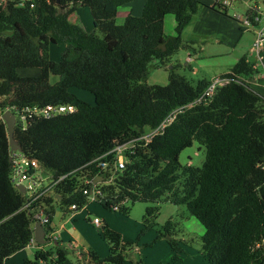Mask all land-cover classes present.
Segmentation results:
<instances>
[{
  "label": "trees",
  "instance_id": "1",
  "mask_svg": "<svg viewBox=\"0 0 264 264\" xmlns=\"http://www.w3.org/2000/svg\"><path fill=\"white\" fill-rule=\"evenodd\" d=\"M134 1L4 0L0 7V264L32 242L34 225L31 214L20 210L23 196L11 182L4 111L60 105L76 109L24 124L18 121L14 130L21 155L36 160L54 178L65 176L53 195L43 199L51 223L57 207L72 214L86 206L85 181L102 174L91 161L156 127L172 110L198 98L211 82L192 85L173 71L166 85L145 81L150 68L168 66L187 46L181 34L205 6L202 0H143L140 16L128 14L117 25L118 10ZM218 2L214 0L212 8L220 6ZM78 7L90 10L101 38L69 21ZM167 15L175 22L171 37L164 34ZM58 45L64 49L53 61L49 49ZM255 63L241 57L222 75L230 82L218 87L209 103L178 114L160 136L129 157L111 184L101 183L103 207L127 215L130 205L150 204L142 235L153 227L159 213L155 205L166 196L203 226L201 249L207 264H264V91L244 81L259 73L261 65L256 68ZM32 68L40 74L17 73ZM52 76L55 83L50 82ZM72 88L89 92L93 104ZM194 142L205 148L204 162L201 168L182 167L179 156ZM99 228L109 245L107 256L89 251L87 261L77 264H125L133 243L124 242L105 222ZM173 228L168 220L156 240L166 238L173 252L170 263L181 264L184 250L173 238ZM66 253L58 245L40 248L33 260L21 264H65Z\"/></svg>",
  "mask_w": 264,
  "mask_h": 264
},
{
  "label": "rangeland",
  "instance_id": "2",
  "mask_svg": "<svg viewBox=\"0 0 264 264\" xmlns=\"http://www.w3.org/2000/svg\"><path fill=\"white\" fill-rule=\"evenodd\" d=\"M202 2L205 6L199 7L198 12L192 17L190 23L184 28L181 34V39L187 46L181 48L170 58L168 66L150 68L145 80L148 85H166L169 71H173L175 74L184 77L192 85H196L201 80L211 81L229 72L235 63L243 56L247 58V61L251 63L255 62L254 56L251 55L249 51L253 40V32L242 31L233 20V16L235 14H244L245 11L255 5L263 9L262 0H238L228 6L227 9H223L218 5L212 8L214 0H202ZM3 3L4 0H0V7L3 6ZM143 4V0H135L131 4L122 6L118 10L115 23L121 25L127 14L140 16ZM69 21L79 25L87 32H94L98 37H102L101 32L93 28L91 13L86 7H78L69 17ZM174 27V17L172 15H167L164 18V34L166 37L175 35ZM63 49V45L51 46L49 49V58L53 61H58L59 55ZM188 57L190 58L188 59ZM32 70L33 69H20L18 73L20 76H32ZM25 71L28 75L25 74ZM258 72L259 74L263 72L261 66H258ZM53 78V76L50 77V80H53ZM256 88L261 92L264 91V85L262 83H259ZM71 92L82 100L93 104L94 99L89 92L75 88H72ZM204 159L205 148L194 142L191 147L185 149L180 154L179 163L182 167L192 166L201 168ZM148 206H150V204L137 202L132 206L130 205L129 213L124 215L119 211L113 212L103 207L100 201H88L86 209L83 207L72 213L78 214L80 216L79 220L82 219L81 224H83V230L77 228L78 231L76 230L75 233L80 238L82 245H80L79 248H73L72 246L65 248L67 250L65 264H77L75 254L78 250H81L82 247H86L88 250L92 251L93 236L104 244L107 251L109 250L108 243L98 235L99 232L97 233V231H101L102 228H96L91 223L94 218H98L101 224L104 225L105 217L101 216L102 213L109 214V219L114 215L113 223L119 228L124 227V222L122 220H129L133 228L137 229L138 225L140 226V230L133 232L129 237L130 239L125 237L126 239L124 242L133 243L126 251L125 264H137L141 261L147 264L148 250H145V248L151 247V244H145L142 241L152 236L153 233L158 235L159 231H162V226L168 220L172 221L174 224L173 230L176 231L173 238L179 240L181 244L180 247L184 250L183 253L179 254L184 264H207V260L203 257L201 249V239L204 234L203 226L199 221L189 215L186 207L174 206L166 196L161 198L155 205L159 208V213L154 219L153 227L140 235V232L144 230L145 225L143 223V217L145 215V209ZM70 216V213L65 214L58 210L57 207L52 217L51 224L54 229L56 228L59 230L60 225L68 221ZM75 223L76 222L73 221L70 226L76 225ZM74 228L76 229L75 226ZM126 233H128L127 230ZM164 240L166 244V238ZM53 244L54 243L51 244L47 242L39 247L36 242H32L26 248L6 259L4 264H21L25 260L31 261L34 259L35 252L38 249L42 248L43 250H49ZM15 256H19V259H15Z\"/></svg>",
  "mask_w": 264,
  "mask_h": 264
},
{
  "label": "built area",
  "instance_id": "3",
  "mask_svg": "<svg viewBox=\"0 0 264 264\" xmlns=\"http://www.w3.org/2000/svg\"><path fill=\"white\" fill-rule=\"evenodd\" d=\"M216 1H221L218 2L219 5L223 9H227L228 6L238 0ZM262 3L263 9L255 5L245 11L244 14H235L233 16V20L238 24L239 28L243 31L253 32V40L249 51L255 58L256 63L254 66L257 68L258 65H261L263 69L261 74L257 73L252 79L249 78L244 80L248 86H256L261 82H263L264 85V0H262ZM229 82L230 79L222 75L214 78L198 98L184 106L172 110L156 127L144 129L138 136L124 143L116 144L107 153L91 161L90 164L95 163L96 168L102 172V174L95 175L91 179L85 181V185L88 186V188H84L82 193L87 196V202L95 200V198H98L99 201L106 200L100 187L101 183L106 182L107 184H111L117 177V174L125 168V165L129 161V157L135 154L137 149L148 146L156 137L160 136L164 130L174 122L178 114L196 105L209 103L214 97L217 88ZM7 110L10 111L9 109ZM75 111L76 109L72 105L31 106L24 107L14 114L17 122L20 121L24 124L25 121L30 118H52L61 114H71ZM10 156L12 163L11 182L15 190L23 196V205L20 210L31 214L34 224L39 221L46 232V238L52 240L50 217L46 213L50 208L43 202V199L53 195L55 186L63 180L65 176L54 178V176L50 172L44 170L36 160L26 158L19 152H13ZM18 187L23 188V193L19 192ZM69 208L73 210L75 206L72 205ZM116 209L117 207L114 208V210ZM92 223L98 227L101 225V221L98 218H94ZM47 227L50 230H46ZM33 241L32 239V242Z\"/></svg>",
  "mask_w": 264,
  "mask_h": 264
},
{
  "label": "crops",
  "instance_id": "4",
  "mask_svg": "<svg viewBox=\"0 0 264 264\" xmlns=\"http://www.w3.org/2000/svg\"><path fill=\"white\" fill-rule=\"evenodd\" d=\"M128 15V14H127ZM71 16V15H70ZM69 16V17H70ZM117 17V16H116ZM126 17V16H125ZM124 17V18H125ZM32 76H38L40 74V70L36 69V68H32ZM19 72V70L17 71V73ZM25 74L28 75V73ZM19 75V73H18ZM57 81V78L54 77L53 80H50L51 83H55ZM87 207L85 206L84 209H86ZM102 217H105V223L107 224V226L116 231L117 233H121V237L123 240H125L127 238H129L131 236V234H133V232H137L138 230H140V226L138 225V228H133L131 225V222L129 220H122L124 222V227L119 228L117 225H115L113 223V219H114V215L111 216V219H109V214L107 213H102L101 214ZM80 216L78 214H71V216L68 218V221H66L65 223L61 224L59 227V230L54 229L53 225L51 224V228H52V240H51V244L56 242V245L53 244V246H59L62 248H66V247H73V248H79L80 245H82V242L80 240V238L75 234L76 230L78 231L77 228H81V230H83V224H81V220H79ZM118 218V217H117ZM75 221L76 225H74L76 227V229L74 228V226H70L71 223ZM92 223V221H91ZM93 224V223H92ZM95 226V225H94ZM96 228H99L98 226H95ZM124 228V229H123ZM123 229V230H122ZM126 230L128 233H126ZM137 230V231H136ZM80 231V230H79ZM99 231H97L98 233ZM99 235V234H98ZM157 235L155 233H153L152 236H149L147 239H145L144 241H142L145 244H151V247H147L145 248V250H148L147 252V256L148 259L146 260L147 264H171L170 263V257H172L171 255H173L172 250L170 249L169 245L165 244V240L164 239H157L156 240ZM130 239V238H129ZM93 243H92V251L88 250L86 247H82L81 250H78L76 255L77 261L80 259H82V261H87V255L89 254V251L94 252L95 254H97L99 257L103 258L105 256H107V248L104 246L103 243H101L98 238H96L95 236L92 237ZM34 242V241H33ZM181 246V244H180ZM140 252V251H139ZM152 253V254H151ZM151 254V255H150ZM15 259H19V256H15ZM181 258V256H179ZM182 260V258H181ZM169 261V262H168ZM181 264H184V261L182 260Z\"/></svg>",
  "mask_w": 264,
  "mask_h": 264
},
{
  "label": "water",
  "instance_id": "5",
  "mask_svg": "<svg viewBox=\"0 0 264 264\" xmlns=\"http://www.w3.org/2000/svg\"><path fill=\"white\" fill-rule=\"evenodd\" d=\"M1 119L6 125V132H7V137H8L10 155L13 152L20 153L21 152L20 147L14 140V130H15V126L17 125L15 114L6 110L3 112ZM9 162H11V156H9ZM18 190L21 193H23L24 191L22 187H18ZM55 199L58 200L59 196H56ZM95 200L99 201L98 198H95ZM100 202L104 205L106 203V200H100ZM33 240L40 246H43L44 244L49 242L48 239L46 238V232L39 221L36 222L33 227ZM54 245H56V242H54Z\"/></svg>",
  "mask_w": 264,
  "mask_h": 264
}]
</instances>
